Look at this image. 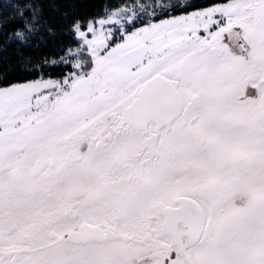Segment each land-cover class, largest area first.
<instances>
[{"label":"snow or ice","instance_id":"obj_1","mask_svg":"<svg viewBox=\"0 0 264 264\" xmlns=\"http://www.w3.org/2000/svg\"><path fill=\"white\" fill-rule=\"evenodd\" d=\"M0 264H264V0H0Z\"/></svg>","mask_w":264,"mask_h":264}]
</instances>
